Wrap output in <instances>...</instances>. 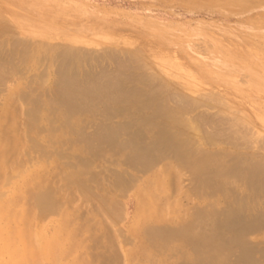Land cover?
<instances>
[{"label": "bare ground", "instance_id": "obj_1", "mask_svg": "<svg viewBox=\"0 0 264 264\" xmlns=\"http://www.w3.org/2000/svg\"><path fill=\"white\" fill-rule=\"evenodd\" d=\"M56 1L0 0V264L39 258L40 264H257L245 239L249 230H264V159L230 162V152L217 145L245 141L249 122L264 125L259 111L249 109L257 114L246 115L243 125L223 112L217 121L189 116L209 96L189 97L203 80L195 83L186 64L177 67L184 72L179 84L167 80L173 57L162 43L87 50L79 44L110 43L111 29L93 21L76 25L82 8L66 29L69 10ZM53 38L61 44L48 43ZM260 77L263 84L253 78L249 91L264 95ZM224 100L220 106L230 111L231 100ZM97 116L102 122H93ZM227 118L232 123L223 133ZM21 153H30L23 165ZM183 172L212 198L199 212H185L187 219L182 199L191 189L177 191ZM130 190L135 212L125 231L132 247L120 251L111 227Z\"/></svg>", "mask_w": 264, "mask_h": 264}, {"label": "rangeland", "instance_id": "obj_2", "mask_svg": "<svg viewBox=\"0 0 264 264\" xmlns=\"http://www.w3.org/2000/svg\"><path fill=\"white\" fill-rule=\"evenodd\" d=\"M58 1L62 2V7L69 10V13H67L68 15H65L66 17L64 18L65 21L67 20L66 22H68L67 24H65L66 29L69 28L67 26L69 25V23H71L70 28L73 27V22L69 20L77 22L76 20H74L73 13H75L76 16V12H80L77 11L80 8L85 11V14H80L79 16L75 17L80 20V22H77L76 25L81 26L84 22L87 24L88 21L89 23L93 21L100 26L103 25L111 29L110 34L113 39L110 43L98 44L95 46L79 44L80 47H84L87 50L92 49L94 51H100L103 49H110L117 52H119L120 50L130 51L131 49H134V47L140 45L143 39H146L151 43H155L156 45H158L157 43H162L164 45L161 46L162 49H165V51L167 52L169 51L168 53L171 55V57H173L172 65L169 67V69H166L167 71L164 70L167 80L179 84L183 79H181L179 76H181V73H184L183 71L181 72V70H186V66H188L187 71L189 72H187V74L191 71V74H193L192 76H196L193 79L195 83L198 82V80L200 82L203 80V83H196V85H199L201 88L199 86H196L193 91L189 92L191 96H189L188 91H184L186 92L184 94L189 96L191 99H198L201 98V96H204L205 99H208L209 96L210 100H207L208 103L203 106L200 105L201 108L199 106L195 107L194 110L190 112L189 116L198 117L201 115H206L215 119L214 121H217L219 120L218 118H220V116H223L221 114L223 112L227 115L226 117H231V115L232 117H234L235 115H238L239 117H235L240 118L241 121H243V125L245 120L247 122L251 115L253 116L254 114H257L255 112L259 111L260 114H258L262 115L264 119V111H261L262 108H264V98H262L261 96L264 97V95H258L257 92L253 93V91H251L254 90V80L257 81V84H260L259 82L262 83V81H259V79L261 78V75L264 76V71H262L263 73H257L258 75L250 71L252 70V66L254 65H257L258 67L260 66L264 70V0H240L237 2H233L231 0ZM58 1H56L55 3H57ZM55 11L56 13H61V11H59V8ZM91 32L92 31L89 30L87 35L91 36ZM53 39H49L48 43H51V45L58 43L61 44L60 40H57L55 38ZM33 40L36 41L35 44H39L43 41V39L41 38H34ZM163 40L166 41L163 43ZM220 58L222 59L220 60ZM174 59L175 61H173ZM177 59H180V63L176 61ZM194 59H196V63L199 64H196ZM181 61L185 62L182 63ZM223 61L225 62V64L221 63ZM234 62L236 64H234ZM180 64H183V66L186 64V68L182 65L180 66ZM177 67H179V69L182 67V69L178 71L179 69ZM170 68L172 71L170 70ZM174 74L176 76H174ZM198 76L199 78H201V80L198 78ZM253 78L255 79L253 80ZM249 85L252 86V88ZM249 88H251L250 91ZM1 94L2 93H0V97ZM193 94L194 97H192ZM213 96H217L218 98H213ZM222 96L225 97L224 99L226 100L229 99L228 102L230 100V102L234 101L233 103H227L226 101L227 105H225L224 103L225 106H229V104L230 106L231 104L234 105H232L233 107H228L231 108L230 111H227L229 110L227 109V107L223 108L224 106H220L223 105V102H225V100L223 99V102L220 101L219 103L218 99L222 100ZM213 99L217 100L215 101ZM236 99L239 101H235ZM235 102L238 103L236 104ZM242 105H246V107H243ZM215 106L218 108H216ZM241 106L242 108H240ZM249 109L254 110L255 112L252 111L254 112V114H252L250 112L251 110ZM245 116L249 118H246ZM95 118L96 119L93 122H102L103 118L98 116ZM230 119L228 120L227 118L226 122L221 123L220 127L223 133L228 132L229 124L232 123V120ZM116 120L118 119L116 118ZM248 124H250L251 128L247 125V123L244 124L243 127L245 128H242L245 131L248 127L249 129L247 130V133L245 132L247 134L244 139L245 141L241 142L240 140H238L241 143H237L239 145H237L238 147L235 145V143L233 146V144L230 142L231 139L229 140L230 143H228L229 146L224 145L225 142L222 145H217V148H224L225 150H228L230 152V154L232 155V158L228 159L230 162L238 160L237 157H249V159L250 157H252L250 160L248 158H246V160L245 158L241 160L247 161L248 159L251 162H255L258 160L257 158L259 157L257 156L259 155L264 159V139H262V137L264 138V125H259L256 122H249ZM210 129L213 128H209L208 130L210 131ZM226 135L229 134L226 133ZM226 135L224 134V136ZM227 137L229 136H226V138ZM230 145L233 147H231ZM29 154L30 153H21L20 157H18L20 165H23L24 161L28 160ZM101 164H103L102 161L99 165ZM182 177L187 178L184 180L183 178L182 180L180 179L181 184L180 186L178 185V187L181 188H178L177 191L180 192L179 190L182 191V189L184 191L189 189L193 190H190L192 192L191 194H189L190 191H187L186 196H183L182 199L183 210L181 209V213H183V217L187 219V216H189V214H195L196 211L199 212L201 208L205 207L204 205H207V203L209 202L208 199L212 198L208 197L207 195V199L203 194L205 196V201L207 199L206 204H204V196L197 190L195 186L196 184L190 178H188V175L185 172H183ZM236 184L239 185L240 182L238 183L237 180ZM48 186H50V184H48ZM173 188L171 187V189L169 190L170 194H168V198L169 200H172V202H174L176 198V191H174ZM195 189L200 195L196 193L197 191H194ZM126 196L127 197H125V199L122 198L121 200L123 206H125L123 207L124 213H122V215L120 216L121 220H118L119 222L117 221L116 224H112L115 225V228L113 226L111 227L112 231H114V235L118 234L116 235L118 240H113V244L115 247L119 245L117 248H119V250L122 249L123 251H128L132 247V244L129 245L130 243L128 242L125 230L127 229L126 227L130 223V220L132 219V216L135 212L134 191L130 190ZM259 200V205H261V207L264 209V196ZM82 208L84 209L85 207L82 206ZM82 208L81 210H83ZM81 210L80 213L82 212ZM85 210L86 209H84L82 213L87 214V211ZM185 212H189L187 213L188 215L184 214ZM97 217L99 219V216ZM48 218V220L51 221L55 218V216L50 215V217ZM107 229L108 226L106 225V228H103L101 230L102 232H104L100 235L99 238H101L103 242H106L107 239L104 234ZM116 241L119 242V244ZM245 243L253 249L252 253L256 256L255 259L257 260V264H264V247H261L264 246V230H249L246 235ZM254 244L260 247L255 248L256 246H254ZM25 245L28 246V244ZM100 247L102 246L100 245ZM100 249L102 250V248ZM34 262L35 264H40V262L44 261L42 258H39L34 259ZM179 262L182 263L181 260Z\"/></svg>", "mask_w": 264, "mask_h": 264}]
</instances>
